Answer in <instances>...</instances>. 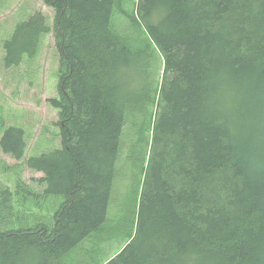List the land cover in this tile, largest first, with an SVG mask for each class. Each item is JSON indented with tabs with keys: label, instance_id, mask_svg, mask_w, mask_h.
Instances as JSON below:
<instances>
[{
	"label": "trees",
	"instance_id": "trees-1",
	"mask_svg": "<svg viewBox=\"0 0 264 264\" xmlns=\"http://www.w3.org/2000/svg\"><path fill=\"white\" fill-rule=\"evenodd\" d=\"M42 1L51 24L39 10L18 23L2 64L52 34L60 145L25 159L24 130L0 120V151L21 163L0 188V264H68L105 224L124 144L148 176L134 235L103 264H264V0H137L121 28L119 0Z\"/></svg>",
	"mask_w": 264,
	"mask_h": 264
},
{
	"label": "rangeland",
	"instance_id": "rangeland-1",
	"mask_svg": "<svg viewBox=\"0 0 264 264\" xmlns=\"http://www.w3.org/2000/svg\"><path fill=\"white\" fill-rule=\"evenodd\" d=\"M119 1L120 7L116 6L113 13V19L118 16V27L124 23V17L133 14L137 0ZM38 10L48 17L51 24L52 12L43 5L42 0H4L0 4V120L4 121L5 127L12 126L24 130L27 142L25 159L60 145L58 110L50 103V100L57 97L59 65L52 34L45 35L38 52L31 57H25L18 66L8 69L2 64L3 42L9 38L18 23ZM126 154L124 144L118 162V167L122 168L124 173H120L114 182L105 224L67 256L68 264H87L85 260H80L84 258L83 253L93 246L101 248L98 262L103 264L114 257L134 235L141 191L148 176V160L140 162L138 155L134 164L127 167ZM17 164L21 163L0 151V188L14 190V172L8 171L6 167L13 169ZM41 177V173L22 168V180L30 184L36 192L43 189V186L40 188L34 182ZM15 199L17 200L16 197ZM107 229L108 232L105 233ZM102 234L104 241H97L95 238ZM91 236L95 237L91 239Z\"/></svg>",
	"mask_w": 264,
	"mask_h": 264
},
{
	"label": "bare ground",
	"instance_id": "bare-ground-1",
	"mask_svg": "<svg viewBox=\"0 0 264 264\" xmlns=\"http://www.w3.org/2000/svg\"><path fill=\"white\" fill-rule=\"evenodd\" d=\"M139 1V0H138Z\"/></svg>",
	"mask_w": 264,
	"mask_h": 264
}]
</instances>
